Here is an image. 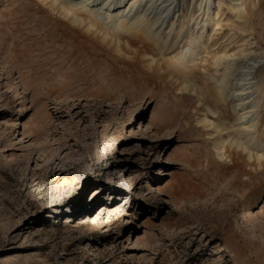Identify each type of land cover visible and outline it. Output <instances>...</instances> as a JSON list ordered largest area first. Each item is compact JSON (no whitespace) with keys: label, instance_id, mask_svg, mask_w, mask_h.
Segmentation results:
<instances>
[{"label":"rangeland","instance_id":"obj_1","mask_svg":"<svg viewBox=\"0 0 264 264\" xmlns=\"http://www.w3.org/2000/svg\"><path fill=\"white\" fill-rule=\"evenodd\" d=\"M240 3L246 22L223 8L222 29L209 32V51L233 56L226 91L244 62L264 58V0ZM38 7L0 0V264H264L262 170L237 187L250 180L226 170L194 99L71 55ZM191 17L175 33L194 36ZM255 71L260 138L264 62ZM221 73L201 69L197 81ZM225 102L212 120L224 115L230 131Z\"/></svg>","mask_w":264,"mask_h":264},{"label":"bare ground","instance_id":"obj_2","mask_svg":"<svg viewBox=\"0 0 264 264\" xmlns=\"http://www.w3.org/2000/svg\"><path fill=\"white\" fill-rule=\"evenodd\" d=\"M35 1L45 8L38 9L63 29L62 38L68 42L71 55L79 54L92 64L116 66L133 79L143 80L148 89L166 87L175 95L194 99L199 105L196 124L214 127L219 136L218 157L229 163L226 170H237L240 176L250 180V183L239 181L237 187L252 185L251 178L261 175V170L264 174V135L261 139L255 131L257 102L252 99L255 70L264 58L244 62L233 75L231 90L226 91L233 56L226 46H215L209 51V32L222 29L223 8L234 13L237 21L246 22L247 12L240 0ZM185 11L192 15L189 26L195 25L194 36L188 27L175 33ZM196 11L198 23L193 19ZM226 37V41L233 40L235 35H222L216 41ZM197 63L204 65L200 67ZM201 69L205 72L212 69L215 73L222 70V73L218 78L211 77L214 85L204 86L197 81ZM224 101L237 117V124L230 131L224 115L212 120ZM161 175L162 170L158 169L156 177ZM154 191L167 193L162 187ZM245 204V210L254 206L250 201Z\"/></svg>","mask_w":264,"mask_h":264}]
</instances>
